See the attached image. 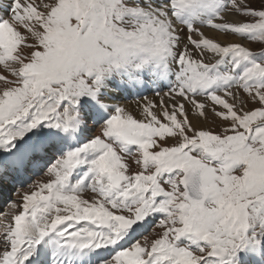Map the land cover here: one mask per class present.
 <instances>
[{
	"label": "snow or ice",
	"instance_id": "obj_1",
	"mask_svg": "<svg viewBox=\"0 0 264 264\" xmlns=\"http://www.w3.org/2000/svg\"><path fill=\"white\" fill-rule=\"evenodd\" d=\"M12 179L0 264H264V0H0Z\"/></svg>",
	"mask_w": 264,
	"mask_h": 264
},
{
	"label": "rangeland",
	"instance_id": "obj_2",
	"mask_svg": "<svg viewBox=\"0 0 264 264\" xmlns=\"http://www.w3.org/2000/svg\"><path fill=\"white\" fill-rule=\"evenodd\" d=\"M207 31L210 32V33H213L214 34L213 36H219L220 35V36L224 37L226 41L233 40V39H237L236 37H233V36H224L222 34L216 33L213 30H207ZM243 43L246 46L252 47L253 49H257L258 48V45H256V44H250L248 41H243ZM133 94L134 93H128V95H133ZM147 94H148V96H151L152 95L149 92H144V95H147ZM117 102L120 103V104L123 103V105H124V104L136 103V99L133 98V97H130V98H127V99H123L122 96H121V98ZM135 109L137 110V107H135ZM40 178H41V176H39V175L34 176L33 178H31L30 183H31V181L37 180V179H40ZM20 190L22 192L24 190H27V188L26 187L25 188H21L20 187ZM9 192L11 193V199H12V201H17V202L20 201L21 196L17 193V190H16V188L14 186L11 187V189H10ZM14 194H16V195H14ZM6 210H3V211H6ZM0 212H2V211H0Z\"/></svg>",
	"mask_w": 264,
	"mask_h": 264
},
{
	"label": "bare ground",
	"instance_id": "obj_3",
	"mask_svg": "<svg viewBox=\"0 0 264 264\" xmlns=\"http://www.w3.org/2000/svg\"><path fill=\"white\" fill-rule=\"evenodd\" d=\"M208 35L213 36L214 34L208 32ZM215 37H217L221 41H226L225 38L220 36V35L219 36H215ZM149 93H151V92H149ZM142 95H144V93H142ZM121 96H122L123 99H127V98H130V97H133V98L136 99V101L140 98L135 93L133 95L121 94ZM147 96H148V94H147ZM149 97H151V96H149ZM122 105H123V103H122ZM124 106H126L128 108V110L133 111L134 115H137L139 117V109H137V110L135 109L136 103L124 104Z\"/></svg>",
	"mask_w": 264,
	"mask_h": 264
}]
</instances>
